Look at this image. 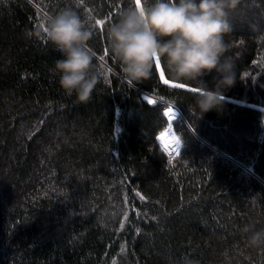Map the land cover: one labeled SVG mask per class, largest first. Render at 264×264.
Listing matches in <instances>:
<instances>
[{
	"label": "trees",
	"instance_id": "16d2710c",
	"mask_svg": "<svg viewBox=\"0 0 264 264\" xmlns=\"http://www.w3.org/2000/svg\"><path fill=\"white\" fill-rule=\"evenodd\" d=\"M133 2L0 0V264H264L242 232L264 228V0L229 13L235 83L202 117L201 87L163 60L167 84L157 66L123 79L107 27ZM64 8L93 31L86 102L59 87L61 54L29 36ZM166 128L172 155L158 142Z\"/></svg>",
	"mask_w": 264,
	"mask_h": 264
},
{
	"label": "clouds",
	"instance_id": "9594fccd",
	"mask_svg": "<svg viewBox=\"0 0 264 264\" xmlns=\"http://www.w3.org/2000/svg\"><path fill=\"white\" fill-rule=\"evenodd\" d=\"M240 2L134 0L108 25V51L129 84L150 79L161 60L172 79L195 81L202 89L195 99L202 117L221 107L220 97L235 83L224 37L233 31L228 16ZM29 36L42 38L61 54L52 68L59 87L79 102L88 101L97 84L92 70L96 53L88 43L93 38L91 25L72 8H64L44 16ZM213 71L217 77L210 89L203 77ZM242 232L248 247L264 248V228L248 224Z\"/></svg>",
	"mask_w": 264,
	"mask_h": 264
},
{
	"label": "bare ground",
	"instance_id": "6f19581e",
	"mask_svg": "<svg viewBox=\"0 0 264 264\" xmlns=\"http://www.w3.org/2000/svg\"><path fill=\"white\" fill-rule=\"evenodd\" d=\"M165 133L167 134L165 135ZM159 138L168 150L173 151L175 149V139L173 138L170 129H167L164 133H162Z\"/></svg>",
	"mask_w": 264,
	"mask_h": 264
},
{
	"label": "rangeland",
	"instance_id": "374dc122",
	"mask_svg": "<svg viewBox=\"0 0 264 264\" xmlns=\"http://www.w3.org/2000/svg\"><path fill=\"white\" fill-rule=\"evenodd\" d=\"M158 70H159V73H160V75H161V73H162V72H161V69L159 68ZM169 110H170V109H169ZM169 110H168V111H169ZM172 110H174V109H172ZM167 129H170V128H166L164 131H162V132L158 135V142L160 143L161 147L167 152V154H168V153H171V155H172V154H174L175 152H177V150H178V148H179V144L176 143V139H178V138L176 137V135H175V134L172 132V130L170 129L173 138L175 137V149H174L173 151L168 150V149L164 146V143H163V142L161 141V139L159 138V137L161 136V134L164 133Z\"/></svg>",
	"mask_w": 264,
	"mask_h": 264
},
{
	"label": "snow or ice",
	"instance_id": "6c2138e0",
	"mask_svg": "<svg viewBox=\"0 0 264 264\" xmlns=\"http://www.w3.org/2000/svg\"><path fill=\"white\" fill-rule=\"evenodd\" d=\"M97 23L100 24V23H103V22H102V21H97ZM106 55H107V53H106ZM159 66H160V65H159V62H158V63H157V68H159ZM161 80H163V82L166 83V84L169 82L168 80H165V79H164L163 73H161ZM175 86H176V87H181V88L184 87L183 84H177V85H175ZM149 102H151V101H149ZM164 115H165V116H168L169 118H171V110H169L168 112H165ZM166 134H167V133H165V135H166ZM174 139H175V137H174ZM176 143L179 144V140H178V139H176Z\"/></svg>",
	"mask_w": 264,
	"mask_h": 264
},
{
	"label": "water",
	"instance_id": "95a60500",
	"mask_svg": "<svg viewBox=\"0 0 264 264\" xmlns=\"http://www.w3.org/2000/svg\"><path fill=\"white\" fill-rule=\"evenodd\" d=\"M168 155H171V153H168Z\"/></svg>",
	"mask_w": 264,
	"mask_h": 264
}]
</instances>
